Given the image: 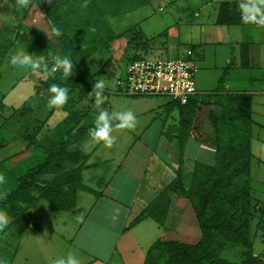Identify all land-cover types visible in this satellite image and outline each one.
Returning <instances> with one entry per match:
<instances>
[{
  "label": "crops",
  "instance_id": "obj_1",
  "mask_svg": "<svg viewBox=\"0 0 264 264\" xmlns=\"http://www.w3.org/2000/svg\"><path fill=\"white\" fill-rule=\"evenodd\" d=\"M222 2L224 1L219 3L212 22L197 24L201 37L191 38L196 43V50H189L193 51L195 63L201 70L202 85L207 87L202 94L197 88L198 110L192 120L193 124H184L183 127L181 121L185 117L181 116L177 107H171L170 112L166 113L164 110L167 104L159 100H146L152 98H135L141 100L130 102L117 100L113 106L107 102L110 113L133 112L136 126L132 129H120L116 127L120 121L115 119L112 122V135L115 137L112 147H107L102 141L89 145L93 139L83 143L81 151L89 156L87 167L83 171V182L94 190V185L100 184V191H96V195L80 192L77 197L79 211L70 213L75 219L69 220L68 226L64 228L58 226V230L51 228L50 231L45 225L44 218L50 216L48 212L52 211L49 205L40 206L41 201L31 213L33 222L40 220L42 230L29 234L41 235L47 228L49 235L60 237L63 253L66 250L79 260V264H144L150 248L158 240L175 238L188 241L192 236L197 238L196 226L191 232L189 225H184L186 203L179 208L181 197L170 194L167 199L169 204L164 202L165 209L160 207L163 204L160 198L176 180L179 169L191 173L196 164H215L214 131L209 121V107L202 100L215 93L219 86L222 87L221 99L212 106L216 114L222 112V105L231 103L228 96L250 99L251 182L255 147L264 153V23L219 25L217 20ZM225 2L237 3L238 10H241V0ZM244 2L260 4V0ZM200 16V13H196L194 17L199 19ZM6 27L4 31L7 30ZM157 39L159 38H144L145 45L132 49L131 57H148L163 52L173 57L172 59L188 57V51L179 49L180 40L160 38L163 42H157ZM161 43L164 45L160 46ZM99 55L93 57L92 61H85L82 68L85 69L88 62L92 64ZM218 101L220 104H217ZM175 111L178 112L180 121L178 127L171 128L168 120ZM47 123H43L38 136ZM183 132L187 135L180 152ZM27 147L29 151L31 147ZM252 201L257 206L256 216L264 220V202L254 201L253 194ZM143 214L139 223L128 229ZM36 215L39 216L38 219ZM63 242L67 243L63 245ZM47 247L54 245L51 243L46 249ZM36 252L24 264H46V260L39 258L38 249ZM16 256L15 253L10 264H15ZM260 256L263 257L264 254ZM67 257L64 259L67 260ZM52 261L54 260L51 259L50 262Z\"/></svg>",
  "mask_w": 264,
  "mask_h": 264
},
{
  "label": "trees",
  "instance_id": "obj_2",
  "mask_svg": "<svg viewBox=\"0 0 264 264\" xmlns=\"http://www.w3.org/2000/svg\"><path fill=\"white\" fill-rule=\"evenodd\" d=\"M143 1L146 0H74L67 4V0H37L50 21L52 31L54 27L61 30L60 36L53 32L60 47L58 56H67L73 64L69 78H63L62 71L57 70L48 79L47 89L49 90L52 84L66 86L69 88V95L79 92L78 100L84 103L94 91L95 83L99 81L89 80L86 75H82L83 72L79 70V66L82 67L80 63L92 61L93 57L100 54V49L108 48V45L117 39L111 31L97 28L91 21L93 16L100 12L102 17H105L109 11L124 6L129 9L138 8L143 6ZM95 5L98 9L93 8ZM238 6L237 3L222 2L217 23H243L242 10H238ZM18 30L14 41L8 42V48L13 42L19 43L40 60L44 61L45 56L49 57L48 53L53 50V46L42 32L31 29V35H28L21 33L24 30ZM143 37L145 36L142 34L135 38L139 46L145 45ZM36 88L37 92L39 90V96L48 91L42 86ZM221 88L219 86L215 93L202 100V103L209 107V121L214 131L215 164H196L191 173L179 169L176 180L167 187L160 198L163 202L160 207L164 209L166 204H169L167 199L170 194L185 200L184 225L188 224L192 232L196 226H192L191 222L194 220L198 229L197 238H194L198 240H158L150 248L144 264H264V256L254 254L251 240V228L257 206L252 201L250 182V99L228 96L231 103L222 105V112L216 114L212 106L221 99ZM107 95L108 92L103 88L102 99ZM196 98L191 99L186 106L170 101L164 111L169 113L171 107H177L181 116L185 117L181 121L182 126L192 125L198 110ZM83 103L74 101L66 104L65 111L69 115L54 129L43 145L45 156L39 164L21 172L5 166V162L10 158L0 160V175H3L6 181L0 186V217L5 214L10 219L6 229L0 233V239L13 228L18 236L41 231L42 226L33 222L31 213L41 201H46L52 212L74 213L79 211L77 197L80 192L97 194L83 182V171L87 167L89 156L81 151L83 143L92 139L89 130H96L95 121L90 120V116L97 106L90 111L72 110L74 104ZM217 104H220V101ZM56 107L61 106H54ZM38 133L39 131L35 130L31 134H23L21 139L28 142L29 147H36ZM186 135L183 132L180 152ZM1 140L2 138L0 142L3 141ZM49 176L51 180L48 179ZM239 179H243V182L237 184ZM143 217L144 214L131 223L128 229L137 225ZM237 254L240 258L238 262L228 258Z\"/></svg>",
  "mask_w": 264,
  "mask_h": 264
},
{
  "label": "rangeland",
  "instance_id": "obj_3",
  "mask_svg": "<svg viewBox=\"0 0 264 264\" xmlns=\"http://www.w3.org/2000/svg\"><path fill=\"white\" fill-rule=\"evenodd\" d=\"M73 1L67 0V4ZM221 1L233 0H146L143 1L141 7L129 9L128 6H124L121 9L109 11L105 17H102L100 12L95 13L93 20H91L94 25L100 30L111 31V34L116 36L117 39L111 42L108 48L100 49V55L94 59L92 64L88 62L85 69L79 66V70H81V73L83 72L82 75L89 77V80L93 78L102 79L104 89L108 92V95L102 99L103 102L99 107L94 108L96 105L95 95H89L90 97L83 103L78 100L79 92H76L74 95H69L68 102L71 104V102L76 101L83 104H74L72 110L74 112L76 110L90 111L94 108L90 120L95 121L101 110L109 112L107 102L110 106H113L117 100L124 102L141 100L117 94V80L125 75L128 64L137 58L131 57L132 49L139 46L135 38H139V35L142 36L143 33L146 36L143 38H159L157 42H163L162 38H176L180 40V50L193 49L195 51L196 43L192 42L193 39L191 38L201 37L197 24L212 22ZM15 3L16 0H6V3L0 7V138L4 141L1 140L2 142H0V160L10 158L9 161L5 162V166L23 172L43 161L45 156L43 145L50 138L51 133L54 132V127L66 119L69 113L65 111L66 104L63 105L65 107L61 106L60 108L49 107L48 104L52 94L47 89V85H49L47 82L51 76L45 75V71H50L55 63V58L60 57L58 56L60 47L53 34L50 21L37 0H30L29 7L21 11L14 8ZM93 8L98 9V6L95 5ZM81 11H83V8ZM196 13L201 15L199 19L194 17ZM5 26H7L8 31H4ZM29 28L30 30H28ZM18 29L24 30L21 33L28 35H31V29L38 30L45 35L53 46V50L48 53L49 57L45 56V60H42L47 67L40 69V75L33 73L30 68L13 66L10 63L11 56L20 51L33 56L19 43L13 46V42L12 46L8 48L9 40L14 41L19 32ZM118 41L119 43H117ZM162 45L164 44L161 43L160 46ZM33 58L36 59L34 56ZM144 58L172 59L173 57L163 52L148 57L144 56ZM80 64L82 65V63ZM201 78V70H199L197 88L200 94L204 89H207V87H203ZM37 86H42L48 91H44L45 95L39 96ZM205 93H210V91H205ZM146 100H159L165 104L171 101L168 97H156ZM179 121L180 116L175 111L168 120L169 127H178ZM45 122L48 123L38 136L36 147L31 146L30 150L27 151L28 142L22 140L21 136L31 134L35 130L39 131ZM52 128L54 129L52 130ZM95 142L92 141L88 144ZM254 153L256 157L251 166L252 194L254 201L264 202V153L259 152L257 147H255ZM48 179L51 180V176ZM242 182L243 179L237 180V184ZM94 188L95 191H100L101 186L100 184L94 185ZM109 193H113V191H109ZM44 205L48 206V203L42 201L40 206ZM182 205H185L183 199L179 202V208ZM48 214L50 216L44 218L46 219L44 223L50 231L51 228L58 230V226L64 228L68 226L69 220L75 219L72 216L73 214L70 213H55L54 215L53 212L49 211ZM1 217L6 223L10 222L5 214H1ZM36 217L39 218L38 215ZM34 223L40 225V220L38 219ZM191 223L192 226L196 225L195 230L198 231L194 220ZM46 230L47 228L41 235L26 234V236L21 237L15 233V228L11 229L0 239V260H3L5 264H10L16 253L15 264H24L26 259H30L33 254L37 253V249L39 258L46 260V264H54L57 259L61 257L64 259L65 256H69L70 254L66 250L65 254L61 249L60 237L55 234L51 236ZM192 237L188 239V242L197 241L196 238ZM251 240L254 245V253L258 256L263 255L264 220L260 217L258 219V215L252 223ZM51 243L54 247H47V250L46 246ZM66 243L63 242V245ZM228 258L231 261H240L238 254ZM51 259L54 261L50 262Z\"/></svg>",
  "mask_w": 264,
  "mask_h": 264
},
{
  "label": "clouds",
  "instance_id": "obj_4",
  "mask_svg": "<svg viewBox=\"0 0 264 264\" xmlns=\"http://www.w3.org/2000/svg\"><path fill=\"white\" fill-rule=\"evenodd\" d=\"M6 3V0H0V7ZM30 0H16L15 9L21 11L29 7ZM240 9L242 10V19L245 23L255 22L264 23V0H260V4L247 3L241 0ZM53 32L56 36L61 35V30L54 27ZM10 63L13 66H19L23 68H30L33 73L40 75V69L46 68L47 66L42 60L33 58L29 54H25L23 51L17 52L11 56ZM57 70H61L63 78H69L73 71V64L71 60L64 56L63 58L56 57L55 63L50 71H45V75L52 76ZM104 84L103 81L95 83L94 91L90 95H95L96 106L99 107L102 101ZM49 92L52 94L48 104L49 107L63 106L67 104L69 100V88L66 86H60L59 84H52L49 87ZM118 119L120 123L116 127L120 129H132L136 126V118L131 111L109 113L107 110H101L95 120L96 130H89L90 137L96 142H104L107 147H112L115 142V137L112 135L113 132V121ZM5 177L0 175V186L5 184ZM2 194V193H0ZM6 221L0 217V233L6 229ZM0 264H5L3 260H0ZM54 264H79V260L69 255L67 260L60 258L57 259Z\"/></svg>",
  "mask_w": 264,
  "mask_h": 264
},
{
  "label": "built area",
  "instance_id": "obj_5",
  "mask_svg": "<svg viewBox=\"0 0 264 264\" xmlns=\"http://www.w3.org/2000/svg\"><path fill=\"white\" fill-rule=\"evenodd\" d=\"M193 55L188 50L186 59H133L117 81V94L132 98L168 97L186 106L198 96L199 68Z\"/></svg>",
  "mask_w": 264,
  "mask_h": 264
}]
</instances>
